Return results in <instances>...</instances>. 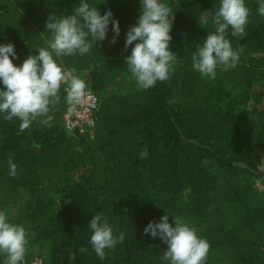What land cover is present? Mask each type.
<instances>
[{"label":"trees","instance_id":"obj_1","mask_svg":"<svg viewBox=\"0 0 264 264\" xmlns=\"http://www.w3.org/2000/svg\"><path fill=\"white\" fill-rule=\"evenodd\" d=\"M98 1L87 3L101 15L111 10L119 21L116 43H110V24L107 38L93 43L88 54L60 58L76 74L84 73L86 85L98 95L96 123L84 133L63 132V84L51 127L33 123L21 133L20 121H6L0 114V210L14 208L15 222L30 234L28 245L45 242L46 264H168L162 260L167 245L145 235L144 228L158 223L166 212L174 225L178 190L203 186L207 167L213 165L221 183L211 190L210 205L185 202L183 209L203 223L201 236L222 264H263L256 250L264 248V182L258 196L247 181L248 171L237 165L248 164L243 152L233 147V139L239 138L247 154L254 146L264 149V110L253 119L247 109H233L247 100L258 76L264 79L259 0H245L250 10L246 37L228 36L234 49L244 48L238 65L227 72L218 69L214 80L193 70L191 56L214 31L211 17L220 0H162L174 13L170 50L178 57L170 82H157L147 91L137 89L125 64L135 45L124 50L126 33L138 20L140 0ZM78 3L8 0L0 14V44H14L18 59L13 63L19 66L28 55L47 48L49 14L72 15ZM222 83L241 88L239 99H225ZM144 152L152 157L148 164ZM9 157L18 166L14 178L9 175ZM79 166L83 171L68 186L66 202L49 218L52 179L65 178ZM236 183L242 197L232 203L227 188ZM96 212L103 213L117 236L125 234L123 243L105 249L104 260L90 244L88 223ZM4 259L0 255V264Z\"/></svg>","mask_w":264,"mask_h":264},{"label":"clouds","instance_id":"obj_2","mask_svg":"<svg viewBox=\"0 0 264 264\" xmlns=\"http://www.w3.org/2000/svg\"><path fill=\"white\" fill-rule=\"evenodd\" d=\"M138 20L131 26L125 38L124 50L129 46L131 54L125 57V64L136 81L137 89L147 91L157 82H170L175 72L177 54L170 50V35L174 13L162 0H140ZM258 14L264 17V0H259ZM250 10L245 0H220L219 7L211 17L214 31L208 32L202 44H197L192 53L193 70L203 78L215 79L217 70L227 72L235 68L244 48L234 49L228 38H244L249 23ZM207 22V21H206ZM113 33L110 43H116L120 35L119 21L113 19L108 10L103 15L87 0H79L72 15L50 13L45 30L50 33L47 48H39L38 55H28L21 65L13 63L18 59L12 43L0 44V114L6 121H20L19 132L32 127L33 123L51 127V114L61 101V85L66 84L65 101L74 105L86 93V83L74 68L63 65L62 57L84 56L93 47L101 44L108 36L109 25ZM59 61V62H58ZM9 175H17V165L9 157ZM169 222L166 212L160 221L149 222L145 235L157 238L167 245L162 260L168 264H206L210 244L197 234V229L179 216H172ZM90 244L95 254L106 259L105 249H113L123 243L125 234L117 236L112 225L102 212H96L89 221ZM29 233L23 225L10 222L7 212L0 210V255L3 264H23Z\"/></svg>","mask_w":264,"mask_h":264},{"label":"rangeland","instance_id":"obj_3","mask_svg":"<svg viewBox=\"0 0 264 264\" xmlns=\"http://www.w3.org/2000/svg\"><path fill=\"white\" fill-rule=\"evenodd\" d=\"M98 2L103 3L104 0H99ZM264 74V71H263ZM81 79H86L84 73L77 74ZM221 86L227 91V97L225 99H239L238 94L241 93V88H234L231 89L228 83H222ZM220 103V102H219ZM247 109L250 111L251 117L256 119L257 113L259 111L264 110V79L258 76L257 81L254 82L248 92V98L243 103H235L233 109ZM242 140L239 138L233 139V147H237L243 152L246 161L248 164L237 163L240 167H245L248 171V182L251 184L252 188L255 190L256 194L259 196L260 193L263 191V182H264V149L254 146L253 152L251 151L250 154L246 153V150H243L241 147ZM144 157H146L145 163L148 164L152 157L149 153L144 152ZM84 167H77L76 169L66 173V177L62 178L59 177L58 179H52L51 184L55 186V190L50 191L48 196L52 200V203L49 205L47 210V216L50 218L52 217L57 210H59L62 205L66 202L67 198L65 196L66 190L68 186L76 181V177L79 173L83 171ZM219 171L214 169L213 165H209L207 167V176L206 182L203 186H182L178 190V194H176V205L178 207V212L175 216L182 217L186 220L191 226H194L197 229V234L199 237L202 238L201 233L203 231V223L199 221L196 216L189 215L184 209L183 204L185 202H189L191 204H196L198 207L203 205H210V195L211 190H214V186L216 183H221ZM148 185V183H147ZM212 186V187H211ZM240 186L239 183H236L232 187L227 188V192L232 193V196L229 199L232 203H235L236 199H241L242 194L239 190H235ZM211 187V188H210ZM152 192L149 190L147 191V195H150ZM151 197V196H150ZM7 215L9 217L10 222L19 224L17 221L15 222L16 213L13 207H11L7 211ZM175 226V225H173ZM26 254L27 255H35L38 254L43 258L44 252L46 250V244L44 241L40 240L35 244L27 245L26 246ZM257 253L261 259V262L264 264V248H258ZM208 261L214 264H222V261L216 250H214L210 246V251L208 255Z\"/></svg>","mask_w":264,"mask_h":264},{"label":"built area","instance_id":"obj_4","mask_svg":"<svg viewBox=\"0 0 264 264\" xmlns=\"http://www.w3.org/2000/svg\"><path fill=\"white\" fill-rule=\"evenodd\" d=\"M8 0H0V14ZM87 86V85H86ZM67 85L63 84L64 109L60 116V128L67 135L80 134L90 131L96 123V110L99 105L98 95L89 87H86L85 96L74 105L65 101ZM23 264H46L42 256L25 255Z\"/></svg>","mask_w":264,"mask_h":264},{"label":"crops","instance_id":"obj_5","mask_svg":"<svg viewBox=\"0 0 264 264\" xmlns=\"http://www.w3.org/2000/svg\"><path fill=\"white\" fill-rule=\"evenodd\" d=\"M44 256L47 258V252H46V250H45V252H44Z\"/></svg>","mask_w":264,"mask_h":264}]
</instances>
